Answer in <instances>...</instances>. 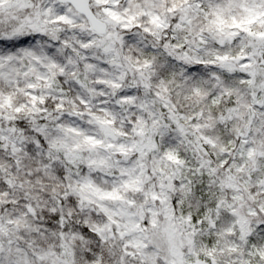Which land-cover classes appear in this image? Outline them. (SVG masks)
Returning a JSON list of instances; mask_svg holds the SVG:
<instances>
[{"label": "clouds", "instance_id": "1", "mask_svg": "<svg viewBox=\"0 0 264 264\" xmlns=\"http://www.w3.org/2000/svg\"><path fill=\"white\" fill-rule=\"evenodd\" d=\"M253 3L0 0V180L7 184L0 187V221L8 228L0 239L5 248L18 249L25 264H117L111 245L102 240L95 251L96 241L83 229L108 231L100 206L120 202L103 194L121 183V169L132 170L141 160L140 168L163 169V177H200L192 181L185 207L195 214L201 206H211L213 193L222 191L220 178L227 174L220 161L246 123L242 106L237 113L228 112L236 95H222L224 73L233 71L226 65L234 61L218 57H236L250 42L231 25ZM218 6L223 25L213 22ZM61 8L70 22L53 19ZM254 28L264 30L259 24ZM81 41L91 43L83 48ZM232 83L241 101L250 97L252 89L240 85L238 77ZM255 90L264 94L259 85ZM122 94L135 99L122 101ZM151 141L155 147H149ZM121 145L128 147L127 154L120 152ZM169 151L181 159H168ZM232 157L241 159L236 152ZM205 162L217 170L216 181L201 185V173L208 172ZM253 173L245 182L250 179L259 188L256 181L264 178V167ZM153 182L158 183L155 177ZM56 213L63 217L52 221L59 227L43 223ZM9 220L20 223L9 225ZM231 224L222 218L215 229H202L198 243L213 241L226 248L237 242L225 231ZM220 256L222 264L232 259L227 253Z\"/></svg>", "mask_w": 264, "mask_h": 264}, {"label": "snow or ice", "instance_id": "2", "mask_svg": "<svg viewBox=\"0 0 264 264\" xmlns=\"http://www.w3.org/2000/svg\"><path fill=\"white\" fill-rule=\"evenodd\" d=\"M71 2L75 4L78 0ZM102 2L107 3V0ZM175 8L174 4L173 9ZM245 10L246 16L243 19L233 17L231 27L247 34L251 38L250 42L241 47L236 57L228 55L218 57L223 61L229 59L234 61V64L226 65L233 71L232 75L224 73L222 95H236L237 103L229 107L228 112L237 113L242 106L245 109L243 117L246 122L244 127L236 131L234 142H230L231 146L225 150V157L220 161L222 167L227 169V174L220 178L222 191L213 193L211 206L207 208L201 206L200 211L193 214L185 207V199L189 198L193 191L192 181L200 177L181 176L179 179L174 176L163 177L160 175L163 169L140 168L142 160L139 164L133 165L132 170L121 169V183L103 194L106 198L120 203L116 207L100 206L109 221L105 225L108 231L96 228L89 232L87 228L83 229L96 241L95 251L99 250L102 240L111 245V254L115 256L117 264H222L220 254L224 253L232 256L228 264H264V243L261 242L264 241V199L258 200V197L264 195V178L256 181L259 188H253L250 179L245 182V178L253 177L254 168L264 167V94L255 90L258 85L264 88V30L257 31L254 28V25L259 24L264 29V0H255L251 5L246 4ZM51 11L52 8L49 7L48 12ZM106 11L119 18L118 12L110 8ZM60 12L61 14L55 16L54 20L71 21L63 8ZM213 15L214 23L224 24L222 8L218 6ZM229 35L238 38L239 33L232 32ZM89 43L81 41L80 45L87 48ZM64 71L65 69L60 67V72ZM233 77L239 78L240 85L252 89L249 98L240 100L239 89L232 83ZM110 83L115 84L114 81ZM134 99L131 94L121 95V100L125 102ZM19 123L24 125L23 121ZM134 124L135 120L130 127ZM136 131L143 134L144 130L138 128ZM160 135L167 140L163 130L160 131ZM39 143H44L43 137ZM32 147L29 145L30 149ZM149 147H155V142L151 141ZM119 150L125 154L129 152L125 145H121ZM143 152L144 146L141 145L140 154L143 155ZM233 152L241 158L239 161L232 157ZM166 156L174 161L181 159L172 151L167 152ZM204 166L208 167V172L206 175L201 173L203 176L201 185L205 180L208 183H215L217 170L210 167L208 162H205ZM56 170L63 176L64 169L58 162ZM154 177L158 183L153 182ZM0 187H7V184L0 180ZM199 190L202 191V188ZM67 199L75 204L72 196L69 195ZM208 199V195L203 196V200ZM222 218L232 222L225 231L238 238L237 242L228 244L226 248L215 246L213 241H209L208 246L200 245L197 236L202 229H215ZM53 220L62 222L63 217L56 213L43 223L49 227H59V224L52 223ZM8 223L19 224L20 221L9 220ZM7 232L8 228L0 221V234ZM240 241L244 242L245 247L240 246ZM18 252V249L13 251L10 245L5 248L3 239H0V264H25ZM87 255L92 258L91 252ZM105 255L109 253L106 252Z\"/></svg>", "mask_w": 264, "mask_h": 264}]
</instances>
